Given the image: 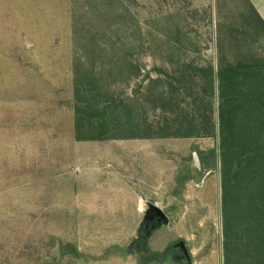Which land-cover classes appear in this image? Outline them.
Returning a JSON list of instances; mask_svg holds the SVG:
<instances>
[{"label": "rangeland", "instance_id": "rangeland-1", "mask_svg": "<svg viewBox=\"0 0 264 264\" xmlns=\"http://www.w3.org/2000/svg\"><path fill=\"white\" fill-rule=\"evenodd\" d=\"M112 7L0 0V264H223L219 159L202 166L217 139L146 140L155 195L129 197L125 180L139 175L111 167L130 171L139 157L75 140L72 80L96 59L101 85L131 96L181 59L217 68L218 23L233 22L239 0H136L121 18ZM223 52L232 60L237 49ZM131 60L138 79L118 69Z\"/></svg>", "mask_w": 264, "mask_h": 264}, {"label": "trees", "instance_id": "trees-1", "mask_svg": "<svg viewBox=\"0 0 264 264\" xmlns=\"http://www.w3.org/2000/svg\"><path fill=\"white\" fill-rule=\"evenodd\" d=\"M99 2L121 18L136 0ZM239 5L238 16L230 12L232 23H218L217 68L181 59L155 79L145 77L129 96L101 85L94 59L89 69L74 70L71 109L80 143L216 138L218 154L208 151L213 163L202 166L214 167L219 159L223 264H264V21L249 0ZM94 40L90 55L101 56ZM223 45L237 49L232 60ZM124 67L133 79L141 76L132 60L118 69Z\"/></svg>", "mask_w": 264, "mask_h": 264}, {"label": "crops", "instance_id": "crops-1", "mask_svg": "<svg viewBox=\"0 0 264 264\" xmlns=\"http://www.w3.org/2000/svg\"><path fill=\"white\" fill-rule=\"evenodd\" d=\"M249 2L253 5V7L256 9L259 16L264 21V0H249ZM107 144H110V146H121L122 149H127V151L134 150V154L139 157V160H137V163L134 165V163H131V160H133V156L129 160L128 166L131 168L129 171H119L117 170L121 165L119 164L118 160L116 161V165L112 166V170L115 169L117 174L122 173V177H124V173H130L134 176V174H138L139 177L135 180H125V188L127 191L131 192L129 194V197L132 198H146L154 196L155 194L151 193V190L153 189V185H149V182L145 179V175L149 174L150 171L145 166V157H146V149L148 148V141L146 140H131V141H108ZM99 150V149H98ZM104 150V148H103ZM100 151V150H99ZM105 160V159H102ZM103 170V169H102ZM106 172V171H104ZM112 173V171H111ZM157 186H154L155 190H158V188L161 186L159 182H156Z\"/></svg>", "mask_w": 264, "mask_h": 264}, {"label": "water", "instance_id": "water-1", "mask_svg": "<svg viewBox=\"0 0 264 264\" xmlns=\"http://www.w3.org/2000/svg\"><path fill=\"white\" fill-rule=\"evenodd\" d=\"M180 248H181V250L183 251L185 257L188 258V255H187V253H186V250H185V248H184L183 243H180Z\"/></svg>", "mask_w": 264, "mask_h": 264}]
</instances>
